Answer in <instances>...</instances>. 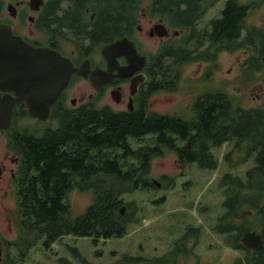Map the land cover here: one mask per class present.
Masks as SVG:
<instances>
[{"label":"trees","instance_id":"16d2710c","mask_svg":"<svg viewBox=\"0 0 264 264\" xmlns=\"http://www.w3.org/2000/svg\"><path fill=\"white\" fill-rule=\"evenodd\" d=\"M145 3L86 0L96 16L88 24L81 21L79 33L89 37L91 45L134 36L140 12L147 10L154 17H163L168 25L190 27L193 37L185 34L176 41H163L149 53L145 69L148 92L178 90L183 67L192 61L213 59V49L234 51L252 46L257 59L242 66L246 81L264 69V29L246 23V6H240V13L227 7L222 19L212 21L219 34H224L222 47L215 42L200 49L206 29L197 30L195 25L208 8L206 0ZM79 8L83 13L84 6ZM236 28L245 30L240 42L230 35ZM190 41L196 43L195 48L189 46ZM189 111L187 115L160 113L148 110L144 100L133 111L109 107L66 111L59 128L32 144L36 173L31 189L21 195L18 244L27 242L30 248L44 238L49 248L65 235L90 236L95 243L121 236L129 221L121 213L124 195L156 187L149 176L154 157L169 150L176 153L180 164L197 162L201 167L217 168L219 162L212 149L235 141L237 146L247 145L246 159L254 157V166L244 178L226 174V212L221 229L242 233L259 226L264 232V104L247 108L227 90L215 87L200 90ZM76 188L92 191V202L78 215L73 214L68 200ZM243 207L252 209L259 222L246 217L244 225L236 226L232 221Z\"/></svg>","mask_w":264,"mask_h":264},{"label":"flooded vegetation","instance_id":"af4514ba","mask_svg":"<svg viewBox=\"0 0 264 264\" xmlns=\"http://www.w3.org/2000/svg\"><path fill=\"white\" fill-rule=\"evenodd\" d=\"M206 4L208 6L206 12L196 19L195 25L197 30L206 29L204 44L200 49H205L215 42L218 47L223 46L224 34H219L216 28H214L212 21L222 19V13L227 7L240 13V6H246L248 9L245 12L248 13V17L250 11H257L260 5L261 10L264 0H246V3H241V0H206ZM218 4L221 5L218 14L203 21V18L207 17L206 15L209 10L218 6ZM79 6H84L83 13ZM95 16V11L86 5V0H0V26L5 27L15 36L21 37L24 40V44L28 46L36 48L49 47L70 57L76 66L87 62L93 70L97 67H106L101 49L107 42L91 45L90 38L80 34L79 30L81 21L88 24L89 21L95 20ZM160 19L161 17L156 22H153V19L150 20L152 22V26L148 29L150 37L176 41L184 37L185 34L187 37L194 36L190 27H178L168 24L169 32L167 35L163 37L157 34L151 35L154 25ZM262 19H264V13H262ZM261 28L264 29V27ZM137 30L142 32V26L138 25ZM230 35L236 36L237 42H240L242 37L245 36V30L240 31L236 28L234 33ZM130 37L137 41L139 50L145 53L135 33L134 36ZM16 44V41L13 40H0V108L10 102L17 92L25 90L29 95L43 89L42 67L40 69L38 65L35 67L33 65H30V67L25 66L23 61L28 59L25 56L26 52L22 48L17 47ZM195 45L194 41L189 42L191 48H195ZM240 50H243L245 53L244 59L240 62L242 65L246 66L247 63L255 62L257 59L252 46L247 45ZM222 52V49L218 51L213 49V59L192 62L213 63L212 61L215 59H217L215 62H218ZM261 59L264 60V58ZM120 61L121 63H125V58H121ZM145 69L144 72L146 73ZM78 81H85L90 85L91 90L86 85L75 86ZM148 81L149 76L147 75L146 80L140 83L137 90L133 93L131 88L132 78H115L112 82L106 83L101 88L96 89L90 77L85 78L84 76L74 74L70 85L62 91L53 104L47 120H40L39 117L33 116L29 112L27 102L24 100L14 104L10 120H0V264H29V253L32 247L29 248V243L27 245V242L24 245L18 244L21 234L19 230L21 215L19 219L17 216L18 209L20 214L21 195L25 190L31 189L33 176L36 173L32 144L36 140L44 138L51 131L59 128L66 111L96 107L131 110V105L133 106V110H135L138 103L140 101L143 102V100L146 103L147 109L152 110L149 99L155 92H148L146 88ZM73 88H76L74 93L72 92ZM107 93L110 94L111 99L104 102V95ZM113 93H116L117 97ZM40 101L42 100L39 99L37 103ZM235 142H233L234 148L230 152L236 149L235 145L237 144ZM250 158L254 160V157ZM125 205L124 215L129 220L126 228L127 231L121 236L110 237L106 240L114 238L122 239L130 234L129 229L135 216L132 215L134 211H131V214L127 215L129 204L126 203ZM247 211L249 210L247 209L243 215L240 214L235 218L239 219L238 223L235 222L236 226H240V224L244 225L245 217L253 213V210L250 214ZM223 215L218 218L216 224L214 235L217 237V242L211 244V246L218 248L226 239L228 246L236 251V255L228 263H219V260H216L215 264H264V246L262 249L256 250L246 246L242 241V237L252 230L260 231L264 240L262 228L259 226L254 227L244 233L237 231L224 232L221 229V218ZM160 230L163 232L165 229L156 226L153 233L157 234ZM236 237H238L237 240ZM101 240L106 241L105 239ZM204 240L203 227L194 223H187L179 236L174 239L171 248L163 255L153 258H148L144 255H124L118 263L209 264L202 260L199 252L204 245ZM139 249L144 250L142 244ZM73 250L70 256L61 255L57 257V263L53 264H96L95 259L86 257L79 249Z\"/></svg>","mask_w":264,"mask_h":264},{"label":"rangeland","instance_id":"374dc122","mask_svg":"<svg viewBox=\"0 0 264 264\" xmlns=\"http://www.w3.org/2000/svg\"><path fill=\"white\" fill-rule=\"evenodd\" d=\"M148 1L146 0V3ZM146 3L144 5H147ZM241 3H246V0H241ZM260 7L261 5L257 11H250L246 19L248 25L264 27V19H262L264 5L261 10ZM220 8V4L211 8L203 21L217 15ZM143 12L146 13L145 16ZM151 19L156 22L159 17H154L149 10L140 12L138 24L142 26L143 31L135 32L146 53L155 51L163 41H167L149 36ZM240 49L223 51L216 64L208 62L186 64L183 67L178 90H162L151 95L149 102L152 110L187 115L198 92L215 87L227 90L235 96L239 104L247 108L263 105L264 69L255 73L252 80H244L243 65L240 62L244 59L245 53ZM207 72L209 77L203 79ZM79 85H86L91 90L90 85L85 81L76 82L75 86ZM75 91L76 88H73L72 92ZM104 97V102L111 99L109 93ZM233 145V142H228L212 149L219 162L217 168L201 167L197 162L180 164L176 153L169 150L164 156L154 157L149 176L163 182V186L142 187L124 195L125 204H129L127 215L134 211L132 215L135 216L129 229L130 234L122 239L114 238L105 242L100 240L98 243H95L90 236L65 235L49 248L44 245V238H41L30 250L29 264L57 263V257L70 256L73 249H79L86 257L95 259L96 264L118 263L124 255H144L153 258L163 255L171 248L174 239L179 236L187 223L203 227L205 240L199 251L203 261L209 264H215L216 260H219V263L230 262L235 257L236 251L228 246L226 239L218 248L211 246L217 242V237L214 235L217 220L226 212L225 175L231 173L234 177L244 178L246 172L254 165L252 158L246 159L248 156L246 144L235 145L236 149L230 152L234 148ZM68 200L73 207V214H81L92 202V191L76 188L70 192ZM246 210L247 207L241 208L239 215H243ZM254 214L255 212L247 216V221L254 219L259 222ZM19 216L18 209V219ZM238 220L234 219L232 222L238 223ZM156 226L165 230L155 234L153 232ZM141 244L144 247L143 251L139 249Z\"/></svg>","mask_w":264,"mask_h":264},{"label":"water","instance_id":"95a60500","mask_svg":"<svg viewBox=\"0 0 264 264\" xmlns=\"http://www.w3.org/2000/svg\"><path fill=\"white\" fill-rule=\"evenodd\" d=\"M169 29L161 18L154 25L151 35L157 34L160 37L167 35ZM0 40L16 41V46L22 48L28 57L24 62L25 66H40L42 72L43 89L31 94L24 91L17 92L10 102L0 108V120H10L13 114V106L17 102L26 101L29 112L40 120H47L53 104L56 102L62 91L70 85L74 74L84 76L92 81L96 89L102 85L112 82L115 78H132V92L134 93L139 84L146 80L147 75L143 72L149 63V55L139 50L137 41L128 35L118 37L103 45L101 49L102 58L106 62L105 68L91 66L84 62L76 66L72 59L57 50L49 47L36 48L24 44L21 37L15 36L3 26H0ZM121 58H125V63H121ZM30 71V70H29ZM137 74V75H135ZM117 97L116 93H113ZM39 98V103L37 99ZM37 99V100H36ZM36 100V101H35ZM133 110V106H130ZM158 185H161L160 183ZM126 206L121 208V213H125ZM252 210L247 211L250 214ZM244 244L250 248L259 250L264 246L262 233L252 230L242 237Z\"/></svg>","mask_w":264,"mask_h":264}]
</instances>
